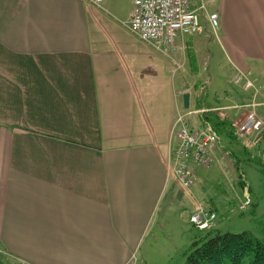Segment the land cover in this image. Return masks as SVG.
Listing matches in <instances>:
<instances>
[{"label":"crops","instance_id":"crops-1","mask_svg":"<svg viewBox=\"0 0 264 264\" xmlns=\"http://www.w3.org/2000/svg\"><path fill=\"white\" fill-rule=\"evenodd\" d=\"M211 1L217 30L203 23V33L170 47L127 30L132 0H0L2 256L15 264H151L164 239L195 240L187 232L204 206L197 183L212 171L197 169L194 191L180 194L169 160L172 125L185 114L184 69L175 65L192 74L203 67L192 41L207 45L214 34L233 78L253 85L246 90L242 80L225 104L203 109L239 122L255 99L264 121V0ZM200 105L190 95L189 110ZM235 143L240 167L264 155V137ZM225 162L217 152L210 169L227 173Z\"/></svg>","mask_w":264,"mask_h":264},{"label":"rangeland","instance_id":"rangeland-1","mask_svg":"<svg viewBox=\"0 0 264 264\" xmlns=\"http://www.w3.org/2000/svg\"><path fill=\"white\" fill-rule=\"evenodd\" d=\"M211 2L212 1L210 0L206 3V10L213 6L214 3L211 4ZM201 24H203V22ZM202 26L204 27V25ZM192 42H194L197 47L202 48L200 54L202 57L201 65L203 67L199 69L197 74H192V70L187 67V65L182 67L181 70L184 69V71L181 72L185 78L186 92L189 93L193 99L198 97L199 103H201V108L205 105L214 104L216 106H221L225 104L223 102L224 94L226 92L237 94L240 85L234 83V74L218 52L214 34L209 32L207 45H205V38H196ZM203 46L205 47V54L203 53ZM233 104H240V101H236ZM190 109H193V101H190ZM182 111L185 112L186 110L182 108ZM234 111L235 110H231L232 113ZM206 116L207 115L203 114H192L188 117V121L193 128L201 129L209 125L214 130L212 119L214 118L217 120V115L210 114L208 120H206ZM228 120H226L225 128H229L228 125L230 124V121ZM224 144L227 145L225 142ZM229 145V148L234 151L238 150L235 145H232L231 141ZM240 169L245 173V181L248 187L249 198L251 200V203H249V206L246 209L242 211L239 210L240 204L245 200V195L242 188L243 183L241 184L242 186H239V180L238 178H235V176H237L236 172H232V174L229 173V171H227V173H221V171L217 169H208L209 171H212V174L209 173L208 177L202 175L198 180L197 188L198 190L202 189L201 192H199L198 199L200 200V203L206 207H211L209 201L214 205L215 208L213 209L218 214V218L215 221L216 223L213 228L214 231L222 233L227 231L236 233L248 231L257 238L264 240V155L260 152L258 157H252L251 160H249V163L246 166H242ZM230 170H233L232 165ZM202 173H204V171ZM236 183H238V185ZM179 189L180 194L182 192L185 193L181 188ZM193 191L194 189L192 188V192ZM202 191H205V196L202 195ZM184 229L187 231V228ZM194 234L197 237L200 235V232L190 228L187 232V237L191 238ZM164 240L167 243L163 242L155 247V249H158L157 251L160 252V258H157V260L153 259L151 264H182L185 253L189 248L188 243L184 241V236H175L170 243L167 239ZM149 243L150 241L148 242L147 240L145 243L143 242L137 256L138 258L144 253V247H147ZM167 249L168 256L165 255ZM0 264L15 263L0 254Z\"/></svg>","mask_w":264,"mask_h":264},{"label":"built area","instance_id":"built-area-1","mask_svg":"<svg viewBox=\"0 0 264 264\" xmlns=\"http://www.w3.org/2000/svg\"><path fill=\"white\" fill-rule=\"evenodd\" d=\"M99 6L103 0H85ZM210 0H132L127 30L140 41L152 46L165 44L172 46L176 39L184 36H195L203 32L201 22L212 31L218 28V14L206 12V3ZM181 66L177 65V69ZM244 80V89L253 88L252 83L243 76L234 78L235 84ZM255 103L247 105L248 113L241 122L232 124L235 134L240 137H258L264 135V122L254 112ZM171 136L174 147L170 153V170L178 185L189 191L195 182L197 168H209L213 156L219 148V137L210 126L202 130H192L184 115H178L174 120ZM223 157H228L223 152ZM248 204V200L240 209ZM215 214L197 205L190 216V223L198 231H205L215 221Z\"/></svg>","mask_w":264,"mask_h":264},{"label":"trees","instance_id":"trees-1","mask_svg":"<svg viewBox=\"0 0 264 264\" xmlns=\"http://www.w3.org/2000/svg\"><path fill=\"white\" fill-rule=\"evenodd\" d=\"M194 62L195 58L190 57L193 69L196 67ZM212 113L218 117L217 120L212 119L215 132L238 146L230 126L228 125L229 128L224 127L226 126V117L219 116L217 112ZM212 113L208 111L203 115H207L206 120H208ZM231 150L237 159L236 150ZM238 183L239 186H242V182L239 181ZM238 183L236 184L238 185ZM182 264H264V240L257 238L248 231L222 233L207 230L200 233L192 241Z\"/></svg>","mask_w":264,"mask_h":264},{"label":"water","instance_id":"water-1","mask_svg":"<svg viewBox=\"0 0 264 264\" xmlns=\"http://www.w3.org/2000/svg\"><path fill=\"white\" fill-rule=\"evenodd\" d=\"M188 101H189V94L186 93V94H184L183 97H182L183 107H184V109H186V110L188 109Z\"/></svg>","mask_w":264,"mask_h":264}]
</instances>
